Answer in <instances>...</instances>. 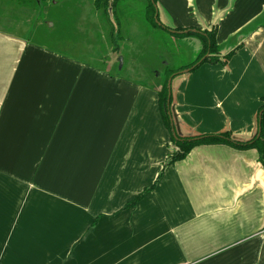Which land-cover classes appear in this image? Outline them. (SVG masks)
I'll list each match as a JSON object with an SVG mask.
<instances>
[{
  "label": "crops",
  "instance_id": "1",
  "mask_svg": "<svg viewBox=\"0 0 264 264\" xmlns=\"http://www.w3.org/2000/svg\"><path fill=\"white\" fill-rule=\"evenodd\" d=\"M189 8L164 20L217 22L218 44L243 45L226 67L205 63L174 83L177 117L190 132L251 134L264 0ZM173 147L156 91L0 33V264H264L257 151L203 144L166 166Z\"/></svg>",
  "mask_w": 264,
  "mask_h": 264
},
{
  "label": "rangeland",
  "instance_id": "2",
  "mask_svg": "<svg viewBox=\"0 0 264 264\" xmlns=\"http://www.w3.org/2000/svg\"><path fill=\"white\" fill-rule=\"evenodd\" d=\"M54 1L56 2L54 5H59L50 7L48 10V7L38 8L34 0H0V33L30 42L33 38L37 40V27L45 22L47 26L45 29L49 31V35L43 39L53 51L62 52L60 54L84 64L96 65V68L112 76L132 80L146 86L150 85L155 89L159 88L165 75L162 66L152 67L154 63L158 61L162 65L168 64L170 69L178 68L179 65L194 59L197 53L195 45L184 41L189 49L182 47L183 39L170 37L169 33L163 29L157 33L151 31L143 17L146 0H123L112 8L107 6L104 8L106 2L96 7L92 3L93 0H80L77 2V7H66V9L63 5L69 0H51V2ZM189 1L186 0V3L190 10ZM48 2L47 0L46 3ZM180 5H183V0H158L160 19L173 25L167 19L164 20L163 10H177L176 8ZM74 10H78L74 13L77 14V21L70 23L65 32L69 33V38L61 39L62 27L60 24H55L53 19H47L46 16L48 13L56 16L62 13L69 19ZM102 10L105 12L107 10V13H103ZM48 21L52 22L51 28L47 24ZM75 34H77L76 39L72 38ZM230 41L235 42V39ZM150 44L155 45L153 47H157L161 52L156 55L159 57L149 59L148 67L153 70V73L150 72L147 64L140 65V62L145 61L139 56L140 54L149 56L152 49L148 47ZM142 45L146 46L143 51L140 50ZM146 49L147 51H144ZM226 49L227 47L224 46L221 48L223 53ZM155 89L152 90L156 91ZM172 90L175 91V85H172ZM178 121L182 132L202 133L190 132L191 128H187L181 120ZM254 130L255 126L251 134L235 135L246 138V136H251Z\"/></svg>",
  "mask_w": 264,
  "mask_h": 264
},
{
  "label": "trees",
  "instance_id": "3",
  "mask_svg": "<svg viewBox=\"0 0 264 264\" xmlns=\"http://www.w3.org/2000/svg\"><path fill=\"white\" fill-rule=\"evenodd\" d=\"M48 1L49 2L47 4L46 3L47 0H40V3L42 4L41 6H43V8L48 7V10H50V7L59 5V4H55V5L52 4L51 0H48ZM79 1L80 0H69L63 5L64 9H66V7H74V6L77 7V2ZM105 2H106V5H104V8L105 6H107L108 8H112V7L117 6L118 2L119 3L123 2V0H93L92 3L93 5L98 7L100 4H105ZM35 5L37 6L36 2H35ZM144 11H145L144 16H143L144 20L146 21V23L149 24L151 31H155V33H157V31H160V29H163L164 31L169 33L168 35L170 37H175L177 39H183V41L180 40L183 44L182 47H185V48L187 47L189 49V46L184 41H188V43L195 45L196 46L195 51L197 52L196 55L194 56V59H191L190 61L182 65H179L178 68L170 69L167 66L168 64L164 63V65H162L161 63L157 61L156 63L152 65V67L157 68L158 65L162 66V69L164 70V75H165L164 78H162L159 88L155 89L150 85L148 86L143 85L145 87H149L151 89L156 90L159 112L163 120V123L165 127L167 128V131L169 132L171 142L173 143V146H174L172 154L166 158L165 165L167 166V165L175 163L176 161L184 159L187 156V154L197 145L222 143V144L231 145L232 147L241 149V150L255 149L258 155V158H257L258 165L260 168L264 169V96L261 98V105L259 106L256 117H255V123H256L255 130L251 136H246V138L235 136L232 133V131L228 128L223 129L219 132L209 133V134H195V133L178 134L176 133L175 121H177L178 123L179 119L178 117L177 118L175 117L173 118V122L171 123L170 117H172L173 111H171V115L168 114V111H170V108L173 105H175V92L172 90V86H171L170 96L168 97L167 80L169 77H172L173 79L176 75L179 74L180 71L186 68L189 69L187 74L192 73L193 71L197 70L201 65L205 63L220 64L221 66L226 67L230 58L234 55V53L240 47H242L243 42H240L238 44L234 43L231 48L229 46L232 43L228 46L218 44L216 40L217 28H218L217 22L211 24L210 27L204 28L202 30L196 29L193 27L191 28L190 27H180V26H174L171 24H167L165 21L161 20L159 17L160 12H159V7H158V0H146ZM76 12H78V10H74L73 12H71L69 19L66 17V15H63L62 13L57 16L52 13L51 14L48 13V15L46 16L47 19H53L54 20L53 22L55 24H60V26L62 27V30L60 33L62 35L61 39L69 38L70 36L69 33H65V32L67 31V28L70 23H74L75 21H77L76 20L77 14L76 15L74 14ZM102 12L104 13L105 10H102ZM105 13H107V10ZM44 23L45 22H43V25L41 23L42 26L40 25L37 27V34H38L37 40L33 38L32 41L30 42L53 50L51 47L46 45L45 40L43 39V37L49 35V31L45 29L47 26ZM250 32L251 30L248 27V28H245L239 31L238 34L241 33V34L246 35ZM111 36L113 38L112 34ZM72 38L76 39L77 34H75V36L73 35ZM153 46L155 45L150 44V46H148L153 49V50L152 49L150 50V54L148 57L142 54L139 55L141 57V60L145 61V62L139 61L140 65L147 64V67H148L149 59H154V58L159 57L156 55L157 54L159 55L161 53L160 50L157 47H153ZM222 46L227 47L226 52L224 53L221 50ZM145 47H143L142 45L140 47V50L143 51V48ZM144 51H147V49ZM149 70L151 73H153V70L151 68H149ZM259 126H260V133H259V136L257 137ZM174 134L176 136H174ZM155 183H156V180L154 181L153 184H151V186H149V188H146L143 191H141L139 194H137L133 200H131L125 205V207L134 206L143 197L146 191H148L149 189H152L155 186Z\"/></svg>",
  "mask_w": 264,
  "mask_h": 264
},
{
  "label": "water",
  "instance_id": "4",
  "mask_svg": "<svg viewBox=\"0 0 264 264\" xmlns=\"http://www.w3.org/2000/svg\"><path fill=\"white\" fill-rule=\"evenodd\" d=\"M38 8H41V3H40V0H35ZM56 3L55 1L52 2V4ZM48 26L51 28V25H52V22L48 21L47 22ZM120 62H121V58H120ZM122 64V63H121ZM189 71L188 68L186 69H183L182 71L179 72L178 75H176L173 79L172 77H169L168 80H167V89H168V97L170 96V93H171V86L174 85V83L179 80L181 77H184L185 75H187V72ZM169 102V100H168ZM171 111H173V114H172V117H170V121L171 123L173 122V118H177V114L175 112V105H173L171 108H170V111H168V114L171 115ZM176 123V133L178 134H181V129L177 123V121H175ZM259 133H260V126L258 127V134H257V137L259 136ZM174 136H176L174 134Z\"/></svg>",
  "mask_w": 264,
  "mask_h": 264
}]
</instances>
